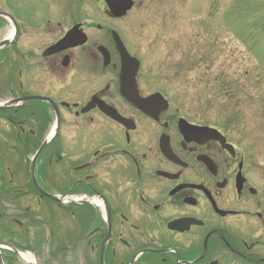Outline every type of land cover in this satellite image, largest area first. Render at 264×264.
<instances>
[{"label":"flooded vegetation","instance_id":"af4514ba","mask_svg":"<svg viewBox=\"0 0 264 264\" xmlns=\"http://www.w3.org/2000/svg\"><path fill=\"white\" fill-rule=\"evenodd\" d=\"M132 1L116 17L107 0H0L6 99H50L2 109L0 140L35 155L59 119L36 182L7 164L0 202L17 209L27 198L21 214L39 231L36 205H57L46 222L62 264H264V133L201 123L170 100L149 113L129 102L123 89L173 91L150 67L160 59L159 35L143 24L148 0ZM114 33L140 60L136 83L122 81Z\"/></svg>","mask_w":264,"mask_h":264},{"label":"rangeland","instance_id":"374dc122","mask_svg":"<svg viewBox=\"0 0 264 264\" xmlns=\"http://www.w3.org/2000/svg\"><path fill=\"white\" fill-rule=\"evenodd\" d=\"M141 12L143 24L158 33L154 36L159 35L156 55L160 60L150 67L154 73L169 79L173 87L171 103L201 123L216 127H224L226 123L242 124L251 128L254 135L262 136L264 0H148ZM5 74L6 66L0 61V99L10 93ZM11 75L15 83V69ZM29 160L21 151L10 152L8 144L0 143L1 179L9 178L7 164L14 168L19 163V170L28 181L33 177ZM8 192L11 194L10 189ZM21 202L23 200L18 203ZM29 202L25 198V204ZM36 208L37 215L44 220L39 223L45 238L44 228H48L46 221L50 212L60 210L49 201ZM0 210L12 213L17 209L0 202ZM24 230L27 238L15 240L35 245L33 229L25 227ZM0 238H3L1 234ZM56 242L57 239L51 243V237L44 240L45 246L53 251L54 262L60 264L61 252ZM12 264L25 263L12 259Z\"/></svg>","mask_w":264,"mask_h":264},{"label":"water","instance_id":"95a60500","mask_svg":"<svg viewBox=\"0 0 264 264\" xmlns=\"http://www.w3.org/2000/svg\"><path fill=\"white\" fill-rule=\"evenodd\" d=\"M113 3H114V5H112ZM109 5L111 6V9L114 11V14L116 16L123 15L130 8V3L129 2H124V1L122 3L121 2H119V3L118 2H109ZM125 57L127 59H132V58L129 57L128 54H126ZM132 68H133V71L130 70ZM136 71H137V65H132L129 62H126L124 64L123 75L131 74L133 76V78H135ZM137 95H138L137 92H135L133 94L126 95V97L130 101H132L134 104L138 105L139 107L145 108V106H144L145 105L144 104V100L140 99ZM50 197H52V196H50ZM52 198H54V197H52ZM2 248L11 249L18 256L21 257V255H20V252L22 251L21 249H19L18 247L14 246L12 244L5 243V242L0 241V264H6V260H5L4 254L2 252ZM28 264H36V263L31 261V262H28Z\"/></svg>","mask_w":264,"mask_h":264},{"label":"bare ground","instance_id":"6f19581e","mask_svg":"<svg viewBox=\"0 0 264 264\" xmlns=\"http://www.w3.org/2000/svg\"><path fill=\"white\" fill-rule=\"evenodd\" d=\"M21 256L25 261H32L33 260V256L30 253H21Z\"/></svg>","mask_w":264,"mask_h":264}]
</instances>
